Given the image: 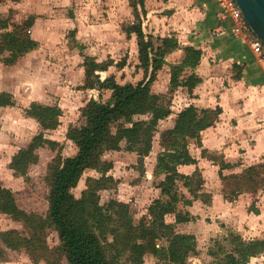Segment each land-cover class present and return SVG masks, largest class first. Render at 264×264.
Returning a JSON list of instances; mask_svg holds the SVG:
<instances>
[{"label":"trees","instance_id":"1","mask_svg":"<svg viewBox=\"0 0 264 264\" xmlns=\"http://www.w3.org/2000/svg\"><path fill=\"white\" fill-rule=\"evenodd\" d=\"M34 21L35 17L31 16L23 23L11 24L0 13V62L6 66L16 65L25 54L39 47V42L29 32ZM124 29L129 36L137 34L139 65L147 74L150 69L152 72L147 80L138 84H121L113 75L102 80L97 71H107L113 66V61L98 62L94 57L85 56L84 87L111 90L112 96L108 101L91 99L83 111L86 124L69 127L67 138L75 143L77 152L68 157L59 152L49 164L46 178L49 185L48 214L44 217L22 209L14 192L0 181V213L22 222L31 235L22 237L18 231L9 230L1 233L2 241L12 250L28 248L34 260H44L48 253H55L45 239V231L50 227L58 232L60 239L56 253L65 257L69 264H121L122 257L126 258L125 264H145V256L149 253L161 261L160 264H189L191 256L198 253L196 236L176 230L177 224L195 219L189 212L178 208L183 199L178 191V181H184L183 185L194 199L206 194L200 195L201 186L193 187L196 174H183L179 167L198 163L190 151V144L194 141L202 146V133L219 121L222 114L220 106L199 108L192 104L185 107L178 113L174 127L161 132V152L157 156L154 175H164L159 186L161 196L167 199L160 197L152 202L148 210L150 220L143 219L135 225L126 203L111 200L103 206L100 202L99 191L107 189L108 182L114 180L108 174L114 164L104 160V154L120 151L125 142V150L136 152L139 164L145 167L144 161L153 150L160 122L172 114L163 97L152 91V84L158 71L167 64L166 54L180 48L178 39L159 38L160 44L155 47L153 36L143 31L139 15H136L133 24L126 25ZM184 50V60L169 65L171 88L185 86L192 92L202 79L195 73L185 76V72L194 70L200 64L203 51L195 46H187ZM6 53L8 55L4 56ZM117 66L121 69L125 62H117ZM234 69L236 78L240 79L241 65L235 63ZM15 105L14 94L0 91V107ZM25 111L28 117L39 122L42 131L11 159L10 168L21 176H26L30 166L39 162V149L46 146L57 148L59 143L47 138L46 132L56 130L63 116L59 105L38 101H33ZM219 164L226 200L232 202L241 194L260 190L264 193V162L250 165L241 173L228 175L223 170L232 168V165L225 161ZM89 169L96 170L101 177L88 178V188L78 198L72 190ZM251 210L259 212L255 202ZM167 215H174L175 221L168 222ZM232 243L234 248L225 252L217 264H248L252 257L264 253V239L245 240L241 235L233 234Z\"/></svg>","mask_w":264,"mask_h":264},{"label":"rangeland","instance_id":"2","mask_svg":"<svg viewBox=\"0 0 264 264\" xmlns=\"http://www.w3.org/2000/svg\"><path fill=\"white\" fill-rule=\"evenodd\" d=\"M21 2L22 0H20ZM0 12L4 18L10 20L11 24H15L19 23L15 19L16 12L20 15L26 11L23 3L18 5L13 0H0ZM57 13L55 12V14ZM25 21L26 19L23 20V22ZM129 22L131 21H125L124 24L127 25L126 23ZM58 36L55 39H48L47 36H43V44L36 53L29 56L25 54V59H22V62L15 67L8 68L0 62V88H12L16 91V105L13 107H0V124L2 126L0 130V181L5 187L14 192L22 209L44 217L48 214L49 209V185L46 180L49 164L59 152H62L64 157L72 156L77 152L75 143L67 138L69 127H79L86 124L83 111L91 99L108 101L112 96L111 90L84 87L86 84V70L83 63L85 56H87L86 50H83V52L78 46H75L72 37L64 39L62 35ZM154 41H157L156 38H154ZM88 52L98 53L94 49ZM103 54L99 53L97 58H104V61L109 60L108 62L113 61V66L109 67L107 71H97L102 80L112 75L121 84H138L144 80L145 75L142 72V66L138 65L140 59L138 61L137 54L132 50V46H129L127 50H115L109 56ZM7 55L6 53L4 56ZM111 56H113V59L109 58ZM117 62L120 64L125 62V66L119 69ZM152 85L153 92L160 93L164 103L173 108L175 100L173 91L169 90L163 81L153 82ZM32 98H38L46 104L59 105L62 108L63 116L60 126L55 131L46 132V137L56 140L59 145L56 149H51L48 146L39 149V162L30 166L26 176H21L16 175L10 168L11 159L21 148L26 147L34 136L42 131L39 122L28 117L25 111L30 106L29 102ZM173 112L176 113L177 111L173 110ZM171 117L160 123L154 141L159 142L161 132L173 124ZM193 142H191V148L198 158V163L194 164L191 169H184L183 172L196 174L193 187L201 186V192L205 189L210 191L212 195L214 194L217 207L211 209L203 207L202 204H194V198L189 189L183 185L184 181H178V191L183 198L178 204V208L191 214L188 208L192 207L195 219L197 218L195 216L201 219L204 216L207 221H218V225L216 224V230L201 226L197 228L200 231L199 251L191 256L189 264H217L224 257L225 252L234 248L232 236L238 234L236 229L238 225L233 218L236 213L235 204L222 203L220 200L221 189L224 185L218 174L220 172L219 163L224 161L226 153L219 146H215V149L206 148L203 150L194 147ZM156 148H158L157 145ZM156 150L153 149V153L144 161L145 167L143 168L139 164L138 154L125 150V142L122 143L120 151H110L103 156L104 160L114 164V167L108 173L113 176L114 180L108 182L107 189L99 191L100 202L103 206H107L111 200L126 203L135 225H139L143 219L150 220L149 206L155 199L162 197L160 196L161 188L159 184L164 180V175L154 177L149 175V171L154 164L152 158L156 156ZM240 151L242 153V149ZM229 154L232 157V153ZM231 165L232 168L227 169V172L240 171L238 173H241L242 169L245 170L249 167L245 168L241 166V162L235 160ZM90 177L100 178L101 174L94 170H86L78 185L72 190L76 197H81L82 192L88 188L87 180ZM261 192L262 190L250 194L255 197ZM202 194L200 193V195ZM162 198L165 199L166 197ZM203 199H207V201L209 199L210 201L207 194L203 196ZM255 200L257 202L255 208L259 210L256 207L258 204L257 197ZM204 208L206 211L203 210ZM9 230L18 231L22 237H31L22 222L15 221L9 215L0 213V264H48V262L49 264H69L65 257L56 253V248L60 245V239L58 232L53 227L46 229L45 239L47 246L55 253L52 255L48 253L47 258L44 260H34L28 248L23 247L20 250L8 248L2 241L1 233ZM212 252L218 255L215 256L211 254ZM120 262L125 264L126 258L122 257ZM160 263L161 261L150 253L145 256V264Z\"/></svg>","mask_w":264,"mask_h":264},{"label":"crops","instance_id":"3","mask_svg":"<svg viewBox=\"0 0 264 264\" xmlns=\"http://www.w3.org/2000/svg\"><path fill=\"white\" fill-rule=\"evenodd\" d=\"M13 2L18 5L23 3L25 7L26 12L23 14L19 15L16 12L15 19L19 23H23V20L31 16L35 17L34 25L29 32L32 38L39 42V47L43 44V36H47L48 39H55L58 35H62L64 39L72 37L75 46L81 51L86 50V55L96 58L98 62L104 61V58H97L99 53L109 56L113 51L127 50L129 46H132L139 61L137 34L132 33L129 36L124 29L125 21H131L126 23L127 25L133 24L136 15L142 19L145 34L153 36L155 47L160 44L159 38H177L180 48L166 54L167 64L158 71L154 81V83L163 81L164 85L173 91L175 98L170 115L173 124L163 131L174 127L178 113L185 107L192 104L199 108L220 106L222 114L219 121L203 131L202 146L193 142L194 147L204 150L219 146L226 153L225 162L233 164L234 160L239 161L245 168L264 161V66L256 62L247 44L233 35L232 20L229 17H222V9L216 0H22L21 3L19 0ZM154 38L158 42L154 41ZM187 46H195L203 51L200 64L194 70L185 72V76L195 73L202 79L192 92L185 86L171 88L169 65L179 64L184 60L186 55L184 48ZM39 47L27 53L28 56L36 53ZM91 49L97 50L98 53L88 52ZM109 58L113 59V56ZM22 59L25 57L23 56L13 66L3 65L12 68L21 63ZM235 63L242 67L240 79L236 78ZM142 72L145 75L144 79L147 80L152 71L150 69L147 74L142 68ZM0 91H8L16 95V91L12 88H0ZM156 94L160 95L158 92ZM33 101L46 104L38 98H32L29 105ZM173 110L177 112L174 113ZM191 144L190 151L196 157ZM153 149L157 150L156 156L152 158L154 164L149 171L150 177L156 176L154 169L157 156L161 152L160 141H154ZM152 153L153 150L150 155ZM229 153H232V157ZM193 166L194 164L182 165L179 171L192 175L193 173L183 170L191 169ZM220 169L219 166V171ZM238 172L223 170L225 175ZM200 193H206L210 201L212 199V203L200 196L193 199L194 204H202L203 207L211 209L217 207L214 194L205 189ZM220 197L222 203L235 204L236 213L233 218L238 225L236 229L239 235L245 240L264 239V193L261 192L255 197L250 193H244L234 202H229L221 189ZM256 197L258 199L256 207L259 209L257 213L251 210L254 202L257 203ZM188 209L194 217L192 207ZM203 210L206 211L205 208ZM195 217L197 218L189 222L177 224L176 230L194 234L199 243L200 231L197 228L201 226L216 230L218 221H207L204 216L202 219ZM166 219L168 222H174L175 216L167 215ZM248 264H264V253L252 257Z\"/></svg>","mask_w":264,"mask_h":264},{"label":"built area","instance_id":"4","mask_svg":"<svg viewBox=\"0 0 264 264\" xmlns=\"http://www.w3.org/2000/svg\"><path fill=\"white\" fill-rule=\"evenodd\" d=\"M223 18L233 20L232 33L250 48L258 64L264 66V41L253 31L236 0H217Z\"/></svg>","mask_w":264,"mask_h":264},{"label":"water","instance_id":"5","mask_svg":"<svg viewBox=\"0 0 264 264\" xmlns=\"http://www.w3.org/2000/svg\"><path fill=\"white\" fill-rule=\"evenodd\" d=\"M253 31L264 41V0H236Z\"/></svg>","mask_w":264,"mask_h":264}]
</instances>
